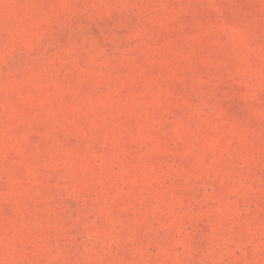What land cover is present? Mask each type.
Listing matches in <instances>:
<instances>
[{
    "label": "rangeland",
    "instance_id": "374dc122",
    "mask_svg": "<svg viewBox=\"0 0 264 264\" xmlns=\"http://www.w3.org/2000/svg\"><path fill=\"white\" fill-rule=\"evenodd\" d=\"M0 264H264V0H0Z\"/></svg>",
    "mask_w": 264,
    "mask_h": 264
}]
</instances>
